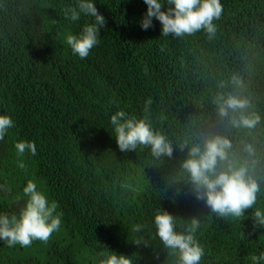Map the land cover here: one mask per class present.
<instances>
[{"label": "trees", "instance_id": "trees-1", "mask_svg": "<svg viewBox=\"0 0 264 264\" xmlns=\"http://www.w3.org/2000/svg\"><path fill=\"white\" fill-rule=\"evenodd\" d=\"M76 3L0 0V115L15 123L0 140V214L19 212L30 179L63 212L47 243L0 240V264H100L113 251L133 264H178L156 234L158 209L174 216L177 231L201 221L200 264H252L250 256L264 252V226L253 218L264 210V0H220L211 38L204 29L164 36L155 18L142 29L144 0H94L107 23L85 59L66 43L94 22L83 14L65 19L64 8ZM227 93L249 100L246 114L260 116L254 128L233 126L238 113L219 117L214 101ZM117 110L146 119L172 157L139 144L121 152L110 122ZM215 135L232 144L217 171L245 165L259 185L255 205L239 219L220 218L197 200L183 168L191 147L203 149ZM20 140L34 142L36 155L18 158ZM135 224L142 232L131 231Z\"/></svg>", "mask_w": 264, "mask_h": 264}, {"label": "clouds", "instance_id": "clouds-1", "mask_svg": "<svg viewBox=\"0 0 264 264\" xmlns=\"http://www.w3.org/2000/svg\"><path fill=\"white\" fill-rule=\"evenodd\" d=\"M166 2L169 6L165 8L162 0H144L147 11L141 21L142 29L147 30L152 27L155 18L161 23V34L164 36L191 35L201 29L207 32L209 38L215 34L216 27L213 20L221 16L220 0H166ZM63 11L65 19L71 21L80 20L81 14L94 18V22L84 25L78 36L72 34L66 36V43L73 54L85 59L98 45L101 29L105 27L107 21L96 8L94 0H77L75 6H67ZM232 80L242 87L237 77L234 76ZM214 103L217 104L218 115L221 118L229 117L230 113H238V118L236 116L231 118V123L235 127L251 129L260 121V116L256 113L246 114L245 110L250 107V102L243 96L232 93L219 94ZM151 104L152 99H147L145 110ZM110 122L121 152L134 151L139 144L150 146L154 156L172 157L171 145L163 135L153 131L146 119H137L135 116H129L124 110H117L111 115ZM14 126L15 123L10 116L0 115V140H3L8 130ZM14 147L18 158L28 153L36 155V145L32 141L20 140ZM231 148L232 144L226 137L211 136L204 141L203 149L200 145L191 147L190 158L184 161L183 168L190 174L193 194L197 200L203 201L211 212L220 218L239 219L244 216L246 209L253 208L260 189L245 165L235 168L229 166L227 170L217 171L218 161L226 160L228 150ZM246 150L249 153L253 151L251 145H248ZM18 167L26 170L23 162H20ZM23 193L27 200L18 213L0 214V240H3L8 247L17 244L29 247L37 240L47 243L62 225L63 212L58 211V203L54 200L49 201L37 182L28 180ZM253 218L257 225L264 226V210L255 209ZM154 225L164 247L178 256V264H200L204 249L196 239L197 230L201 226L199 219L192 218L182 231H177L174 216L158 209L154 215ZM143 227L135 224L131 231L140 233ZM133 243L139 246L144 243L143 238L139 237ZM144 245L146 246V243ZM250 260L252 264H260L264 261V252L258 256L251 255ZM100 264H133V262L132 258L113 251L101 260Z\"/></svg>", "mask_w": 264, "mask_h": 264}]
</instances>
